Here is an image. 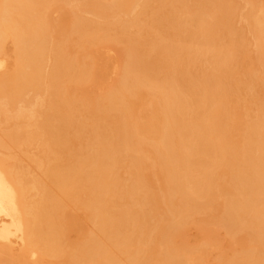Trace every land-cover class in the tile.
I'll return each instance as SVG.
<instances>
[{
	"label": "bare ground",
	"instance_id": "1",
	"mask_svg": "<svg viewBox=\"0 0 264 264\" xmlns=\"http://www.w3.org/2000/svg\"><path fill=\"white\" fill-rule=\"evenodd\" d=\"M236 2L0 0V264H205L174 242L199 213L249 239L219 264H264V0ZM72 36L124 48L101 98Z\"/></svg>",
	"mask_w": 264,
	"mask_h": 264
},
{
	"label": "rangeland",
	"instance_id": "2",
	"mask_svg": "<svg viewBox=\"0 0 264 264\" xmlns=\"http://www.w3.org/2000/svg\"><path fill=\"white\" fill-rule=\"evenodd\" d=\"M236 1H237L236 2L237 10L239 11L241 9V5L243 7L245 5V2H242V0H236ZM56 12L51 11V15H53L52 18H54L55 23L59 22L57 20L60 19V14H61L60 11L57 12L59 15ZM86 15H88V17L91 16V14L89 15V13H86ZM233 23L237 27L242 26L243 24L237 12L233 16ZM69 24L70 21H67L66 29L69 27ZM144 35L146 34L144 33ZM74 38L76 37L75 36L70 37L69 39L70 42H68L69 46H71L72 54H74L76 51H80L82 53H86L88 51L93 52V59L90 57L89 58L92 59V63H93L92 71L94 74V78L93 80L86 82L87 85L86 87L88 89V96H86V99L88 100V98H90L92 101L101 98L104 96V94L107 93L108 89L112 85H114L119 78V73L123 63L122 55L124 53V48L122 44H117L110 40H105L104 42L97 43V45H95V43L86 42L85 44L86 48L85 47L83 48L82 47L83 44H81V42H78ZM252 38L253 37L251 33L250 34L248 33L246 40L247 42L248 41L250 42V43L248 42V44L251 47V49L254 48V45L252 44L251 41ZM11 49H12V43L9 41L7 44V50L10 51ZM77 54L79 55V53ZM241 74L242 71L239 70L237 72V75L241 77L243 75ZM70 92L75 96H79L81 94V91L78 90L74 84L71 86ZM142 98L145 99L146 98L145 95H142ZM240 102H242V100ZM254 113L255 112L253 111L251 114ZM141 116L144 119H147L146 113H142ZM235 138H237V136ZM30 150L34 151L35 148H30ZM6 153H8L7 149L0 148V156L4 157L3 159L8 163L14 162L13 158H11L10 156H6ZM21 157L24 160L22 161L23 165L31 164V166L35 168L34 163H30L29 159L24 154H21ZM147 173H149V171ZM151 179L153 184H156L155 186L160 185L161 183L160 178L158 177L156 178L154 175H152ZM65 207L67 210H71L74 213V218L72 220V223L78 224V226L83 225L81 234H78V231L75 227L67 231L68 241L74 242L79 235L84 236L86 233H88L91 225L90 223H87V218L82 208L74 206L72 202H68V204ZM209 225L207 224L206 215L204 213H199L195 215L188 222L183 234L177 235L174 238V242L176 243V245H180V246L188 245L193 247V246H197L200 243H205L206 241H209L208 244L209 253L206 256L205 264H219L220 262L219 257L222 253L226 257H230L236 250L241 249L244 243H247L249 241L247 236H245L241 241H235V240L232 241L224 227L212 226V228H209ZM17 248H21V247H16L14 250L15 253L20 252V249ZM56 261L59 262L58 264L64 263L60 259ZM32 264H47V259L42 258Z\"/></svg>",
	"mask_w": 264,
	"mask_h": 264
}]
</instances>
